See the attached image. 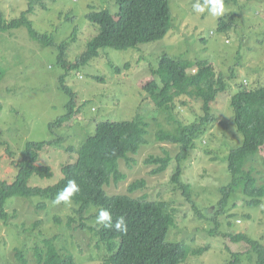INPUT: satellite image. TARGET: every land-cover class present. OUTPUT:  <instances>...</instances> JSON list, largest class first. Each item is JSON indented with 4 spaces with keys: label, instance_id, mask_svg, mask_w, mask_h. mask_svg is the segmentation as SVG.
Masks as SVG:
<instances>
[{
    "label": "rangeland",
    "instance_id": "374dc122",
    "mask_svg": "<svg viewBox=\"0 0 264 264\" xmlns=\"http://www.w3.org/2000/svg\"><path fill=\"white\" fill-rule=\"evenodd\" d=\"M196 2L169 0L173 25L163 40L128 50L101 49L98 58L68 72L58 64V50L42 47L30 37L26 27L0 33V67L5 71L0 82V182L14 181L18 169L12 161L26 156L28 143L52 142L41 154L39 164L52 167L54 177L33 176L29 184L44 188L55 185L62 178V165L76 158L98 122H120L140 115L150 123L148 144L138 155H130L136 162H120L126 180L106 187L108 194L135 198L145 195L147 200L166 202L169 211L175 210L176 223L167 240L185 244L187 259L181 264H257L258 255L247 249L246 241H234L232 237L246 235L264 245V198L260 205L249 206L247 196L241 192L233 194L226 213L212 219L220 210L221 189L231 182L229 153L243 142V135L234 123L231 98L242 85L249 89L264 87V0L225 3V19L235 21L230 36L218 31L219 20L224 16L214 17L207 11L198 14L193 10ZM43 3L46 9L36 4L29 19L38 33L52 35L59 44L67 42L69 63L81 58L87 52V43L99 33V27L93 26L87 15L102 10L116 15L119 11L116 0H43ZM29 5L30 0H0V10L8 22L20 18ZM72 18L76 19L73 23ZM75 25L79 26V35L71 42L68 38ZM164 54L185 60H208L228 81L227 91L218 96L213 109L216 121L196 139V148L183 163L182 180L191 187L194 205L172 182L175 160L158 175L152 174L155 166L145 163L150 156L164 157V151L175 159L180 151L177 145L156 140L159 128L174 130L176 126L166 110L154 108L144 90L146 83L156 78L153 71ZM126 64L129 68L119 74L116 68ZM65 74L66 84L78 94L80 113L63 126L51 128L52 123L66 114L68 97L59 83ZM95 77H102L103 81ZM184 99L188 105L179 104V117L189 124L201 118L203 112L195 100ZM69 148L75 152L70 153ZM252 166L257 171L258 183H262L264 148L248 163V168ZM140 179H145L147 186L130 194L129 186ZM40 204L45 206L39 207ZM195 206L206 218L195 212ZM4 209L9 216L6 221L0 220V264H37L35 248L44 247L47 240H52L63 253L72 254L77 264H103L109 255L94 232L79 228L80 219L74 215L73 202L55 205L41 197H13L7 200ZM96 212V206L91 207L85 219L87 226H95L92 217ZM70 217L76 221L69 226Z\"/></svg>",
    "mask_w": 264,
    "mask_h": 264
},
{
    "label": "trees",
    "instance_id": "16d2710c",
    "mask_svg": "<svg viewBox=\"0 0 264 264\" xmlns=\"http://www.w3.org/2000/svg\"><path fill=\"white\" fill-rule=\"evenodd\" d=\"M231 2L237 3L238 0H225V3ZM36 4L46 9L43 0H30L28 10L11 22L7 21L0 10V33L26 27L30 37L42 47H53L58 50V64L67 72L71 69H79L83 64L98 58L101 49L128 50L141 44L161 41L173 25L169 0H116L119 7L116 15L109 10L90 12L87 15L88 21L93 26L99 27V33L87 43V52L81 58L69 63L67 42L59 44L52 35L40 34L35 30L29 15L34 13ZM75 21V18L70 19L72 23ZM234 28L235 21L232 18L230 20L225 19V16L220 18L219 33L230 36V31ZM78 35L79 26L75 25L68 39L75 42ZM124 68H129V64L123 68H116V71L122 74ZM4 74V69L0 67V82ZM66 76V74L62 75L59 79L60 89L68 97L66 114L52 123L51 128L63 126L80 113V109H77L78 94L66 84ZM153 76L156 78L151 79L144 87L148 94L147 98L156 110H166L168 117L176 126L174 130L159 128L155 138L159 143L179 146L180 151L175 159L164 151V157L150 156L145 163L155 166L152 174L158 175L164 173L175 160L176 167L172 182L182 190L187 201L194 205L191 187L182 180L183 163L196 148V139L203 134L207 126L216 121L213 109L218 96L227 91L228 81L225 74L217 73L212 62L208 60H185L169 54L161 57L158 68L153 71ZM79 77L82 78V75L79 74ZM95 78L103 81L102 77ZM232 78L235 79V73ZM184 98L195 100L203 112L201 118L189 124H184L179 117V104L183 107L188 105ZM82 106L83 110L84 105ZM231 106L234 123L238 132L243 135V142L229 153L227 162L231 182L221 189L220 210L215 213L212 221L226 213L225 209L233 194L241 192L247 196L249 206L260 205L264 198V172L261 177L262 183L259 184L255 167L248 168V163L264 148V87L249 89L242 85V88L232 96ZM79 123L83 124L82 121ZM149 128L148 120L140 115L132 120L120 122H98L95 131L86 136L76 158L62 165V178L59 182L45 188L31 186L29 183L33 176L42 179L54 177L55 172L52 167L39 164L41 154L44 149L52 145V142L28 143L26 156L20 161H12L18 169L14 181L0 182V220H8L9 215L4 209L8 199L41 197L53 201L68 180H75L80 191L72 199L74 215L80 219L79 228L91 230L99 241L105 244L109 255L103 264L185 262L187 259L185 244L167 240L171 227L176 223L175 210L169 211L166 202L147 200L145 195L140 198L124 194L109 195L106 190V187L113 182L118 184L126 180V175L120 169V162L123 160L136 162L130 155H138L141 148L148 144ZM69 152L75 150L69 148ZM9 154L12 156L11 152ZM146 186L145 179L137 180L129 186V193L134 194ZM42 206L45 205L40 204L39 207ZM93 206H96L97 212L92 218H96L101 207L111 213L113 221L117 217L124 216L128 225L127 233H119L114 229L97 225L87 226L86 215ZM195 208L197 210L195 212L206 218L203 212L196 206ZM56 221L61 222L59 217H56ZM75 221V218L70 217L69 226ZM214 232L212 233L216 234L217 230ZM232 239L246 241L247 249L258 255L257 264H264V245L261 242L252 240L246 235L234 236ZM205 250L206 248L201 249L199 253ZM20 256L19 252L18 258ZM35 258L37 264H77L72 254L63 253L52 240L45 241L44 247L35 248Z\"/></svg>",
    "mask_w": 264,
    "mask_h": 264
},
{
    "label": "clouds",
    "instance_id": "9594fccd",
    "mask_svg": "<svg viewBox=\"0 0 264 264\" xmlns=\"http://www.w3.org/2000/svg\"><path fill=\"white\" fill-rule=\"evenodd\" d=\"M193 10L198 14L207 11L211 16L222 17L226 11L225 0H202V2L201 0H197L193 5ZM79 191L80 187L77 182L75 180H68L66 186L56 195L53 203L55 205H60L61 203L69 204ZM94 224L106 229H114L119 233L126 234L128 231L127 221L124 216L117 217L115 221H113L111 213L103 207L100 208Z\"/></svg>",
    "mask_w": 264,
    "mask_h": 264
}]
</instances>
